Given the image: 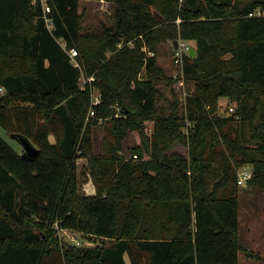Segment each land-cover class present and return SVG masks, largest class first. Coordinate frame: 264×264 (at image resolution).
I'll list each match as a JSON object with an SVG mask.
<instances>
[{
  "label": "trees",
  "instance_id": "trees-1",
  "mask_svg": "<svg viewBox=\"0 0 264 264\" xmlns=\"http://www.w3.org/2000/svg\"><path fill=\"white\" fill-rule=\"evenodd\" d=\"M109 1L114 23L85 33L80 0H47L52 31L40 0H0V126L40 150L28 157L0 134V264H241L238 168L251 165L248 186L264 189V0ZM179 36L196 41L182 112L159 103L158 84L174 78L157 60L158 42ZM221 97L234 113H218ZM130 130L142 144L126 158ZM59 228L101 242L68 245Z\"/></svg>",
  "mask_w": 264,
  "mask_h": 264
},
{
  "label": "rangeland",
  "instance_id": "rangeland-1",
  "mask_svg": "<svg viewBox=\"0 0 264 264\" xmlns=\"http://www.w3.org/2000/svg\"><path fill=\"white\" fill-rule=\"evenodd\" d=\"M79 10L83 15L82 32L102 31L104 25L107 26L114 23L112 14L115 11V5L109 0H80ZM158 16L160 17L159 14ZM179 21L180 20H177V22ZM176 41L179 43L178 47L175 46ZM144 48L147 50V47ZM191 48H195L196 50V41L184 39L180 36L177 38L162 39L158 42V64L163 67L168 76L174 78L173 83L161 81L158 84L163 93V96L159 99V103L168 106L169 102L178 101L181 112L185 109L187 94L194 91V82L188 81L184 76V83H182L180 77H175L176 72L181 68L180 64L175 63V57L177 53H180L184 67L185 56L190 54ZM94 92L95 94L99 93V89L94 88ZM229 106H233L235 110L236 102L230 100L228 97H221L219 100L218 113L222 116L230 115L231 113L228 112ZM102 122V120H99V124L93 127V145L95 152H100L102 150L103 142L107 136L106 128ZM236 124H239L241 132L244 134L245 142L248 144L252 143L250 139L251 132L248 126L240 121ZM0 134L15 150L21 154L25 153L24 146L17 135L6 131L1 126ZM122 142L123 148L119 154L129 158L132 154V149L142 144V136L138 130H130ZM175 150L186 156V147L177 145ZM86 162L87 159L85 158L79 159V172L85 171L83 167ZM249 166L252 169V166ZM79 175L82 191L84 193L93 191L94 185L90 176L85 172ZM239 187V234L242 246V249L239 251V261L241 264H264V189L257 186L249 187L248 184ZM58 231L62 242L68 245L94 246L101 242V239L93 241L86 234L75 229L59 228ZM105 242L110 243L109 240Z\"/></svg>",
  "mask_w": 264,
  "mask_h": 264
},
{
  "label": "built area",
  "instance_id": "built-area-1",
  "mask_svg": "<svg viewBox=\"0 0 264 264\" xmlns=\"http://www.w3.org/2000/svg\"><path fill=\"white\" fill-rule=\"evenodd\" d=\"M37 1L38 0H33L34 3H36ZM40 2L42 3L43 8H44V19H45L46 25L52 31L55 28V23H54V19L50 15H48V13L51 12V7H50V5L47 4V0H40ZM256 14H261V11L257 10L255 12L250 13V15H256ZM58 41L62 45L63 49L69 54L71 61L75 65L79 66V61L77 59V56L79 55L78 49L75 47H69L68 42L66 40H64L63 38H58ZM130 44L132 45V42H130ZM175 63L181 65V68H180V70H178L176 72L175 77H180L181 82L184 83L185 73H184V67H183V59H182V56L180 55V53H177V56L175 57ZM94 78L95 77L93 75L89 76L88 78L83 76L82 85H84L87 81L92 82L94 80ZM3 91H4V87L0 86V92H3ZM92 96H93V99H92L93 105L100 103V101H101L100 91H99V93L95 94L94 88H93ZM116 110H117V115L121 114L120 105H116ZM233 111H234V107L229 106L228 112L232 114V113H234ZM94 114H95V111L93 108H91L89 115L93 116ZM100 120H102V118H100ZM134 157L136 158V157H138V155L135 154ZM251 177H252V169L250 168V166L248 164L243 165L242 167L239 168V170H238V184H239V186L247 185L248 180Z\"/></svg>",
  "mask_w": 264,
  "mask_h": 264
},
{
  "label": "water",
  "instance_id": "water-1",
  "mask_svg": "<svg viewBox=\"0 0 264 264\" xmlns=\"http://www.w3.org/2000/svg\"><path fill=\"white\" fill-rule=\"evenodd\" d=\"M179 43L178 41L175 42V46L178 47ZM190 55L195 56L196 55V50L195 48L190 49ZM20 141L22 142L24 149H25V154L28 157L31 158H36L39 155V148H37L28 138L24 136L19 137ZM186 157L189 158V151L187 150Z\"/></svg>",
  "mask_w": 264,
  "mask_h": 264
},
{
  "label": "crops",
  "instance_id": "crops-1",
  "mask_svg": "<svg viewBox=\"0 0 264 264\" xmlns=\"http://www.w3.org/2000/svg\"><path fill=\"white\" fill-rule=\"evenodd\" d=\"M223 98V97H222Z\"/></svg>",
  "mask_w": 264,
  "mask_h": 264
}]
</instances>
